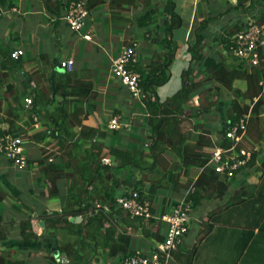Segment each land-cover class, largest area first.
Listing matches in <instances>:
<instances>
[{
	"label": "trees",
	"instance_id": "obj_1",
	"mask_svg": "<svg viewBox=\"0 0 264 264\" xmlns=\"http://www.w3.org/2000/svg\"><path fill=\"white\" fill-rule=\"evenodd\" d=\"M16 1L0 0V6L11 8L16 5ZM62 1L43 0L49 13L45 18L52 27L49 30L54 29L56 32V36L51 34L50 43H43L40 50L38 58L42 64L38 69L42 68L43 73L35 76L38 72L26 71L22 66L25 60L23 55L16 58L11 56L15 44L2 49L0 59V135L7 132L20 134L23 130L18 128L16 121L23 115L27 120L25 123L30 126L33 116L41 119L30 140L35 145L44 142V147L40 157L28 158L27 167L36 168L37 175L33 182L42 197H46L48 202L58 201L59 207L55 209L52 206L51 211L47 212L45 204L35 198L34 188H29V199H25L24 195L13 196L1 183L0 201L7 197L19 203L14 202L13 205L24 213L21 214L22 220L17 230L20 239L31 241L40 236L48 237L46 244H50L47 250L51 261L58 264H92L101 260L102 264H123L126 257L134 256L137 251L146 253L143 237L160 241L164 236L158 232L160 222L154 218L146 220L129 216L118 205V196L136 190L141 200L148 202L153 214L160 211L156 200L162 205L167 203L165 193L169 190L176 194L185 191V197L191 200L193 207L198 206L209 188L220 184L216 194L222 196L235 178H222L207 164L210 151L216 144L228 146L224 135L230 123L237 122L242 115L249 113L245 145L251 140H261L262 128L259 124L260 116L264 113V91L259 82L264 80V52L259 55L258 66H248L231 53L230 40L242 27V23L238 22L225 27L220 35L223 52L234 56L236 62L228 61L227 56L213 47L206 51L204 43L209 23L232 10L231 5L224 10L223 2L220 1L215 4L214 14L203 17L194 28V39L186 48L189 63L180 71L179 87L161 100L157 87L165 84L171 76L170 67L182 45L175 32L184 20L176 8L175 0H157L160 3L155 2L159 11V24L155 27V36H151L153 15L140 7L135 25L143 29L141 38H151V42L159 46L147 69L139 67V86L143 93V105L139 107L141 121L138 126L133 123L136 125L133 131L121 125L107 134L105 124L93 127L85 123V119L96 115L103 105L102 92L98 87L103 86L104 82L95 80L99 74L96 73V67L79 65L77 61L70 71L59 67L62 41L67 39L69 33L64 29L68 25L62 18L66 9L64 5L67 6L71 0L63 1L64 4ZM150 1L85 0V5L89 14L99 5L120 13L128 11L130 6L136 9L143 5L147 8ZM245 1L237 0V5L244 6ZM249 3L252 5L253 0H249ZM244 7L245 11H251L249 6ZM256 19L264 23V12ZM40 33L45 32L43 30ZM50 52L58 53L50 55ZM14 71H18L22 77L21 89L10 77ZM197 74H202L198 80L195 79ZM238 79L243 82L241 87L234 85ZM30 82H35L36 86H31ZM218 86L233 92L235 98L228 100L220 128H213L205 122L204 115L216 104L217 99H210V89ZM125 93L130 95L127 90ZM204 93L206 101L202 106L190 105L195 97L200 98ZM25 97L31 98V105L26 111L23 108ZM220 97L222 93L218 99ZM113 98L117 99L115 96ZM125 108V104L122 108L114 107L112 115L119 114L122 122L127 121L124 119L126 114L120 113ZM4 122L8 123L7 129L1 127ZM142 127L147 131V144L140 132ZM215 128L218 137L214 140L211 133ZM115 139L118 143L112 141ZM251 149L253 153L248 163L249 169L255 167L261 151L257 146ZM167 152L175 158L174 162L166 156ZM259 172L262 177L264 159ZM62 187H65L64 192ZM245 187L241 189L244 188V191ZM158 191L162 192L161 199ZM35 212L41 215L40 224L44 223L41 235L32 231L31 219ZM155 222L157 226L152 230L148 224L153 225ZM207 230L209 224L202 229L205 233ZM11 250L8 245L0 247V264H26L23 258L17 257V252ZM56 250L59 256L65 257L66 263L57 261ZM196 252L197 246L187 251L179 246L173 257L177 264H192Z\"/></svg>",
	"mask_w": 264,
	"mask_h": 264
},
{
	"label": "crops",
	"instance_id": "obj_2",
	"mask_svg": "<svg viewBox=\"0 0 264 264\" xmlns=\"http://www.w3.org/2000/svg\"><path fill=\"white\" fill-rule=\"evenodd\" d=\"M29 1H30L29 6L31 7L33 1L32 0ZM63 1L65 2V0ZM175 1H176V8L184 20L183 25L180 28L176 29L175 32L178 38L180 39V41H184L183 39H185V36H188L190 32L191 26L190 27L187 26L186 21H188V19L192 18L193 16H196V19L200 21L203 17L213 15L215 4L221 3L220 1L223 2L222 5L224 7V10L228 5H231L232 8L231 12L224 14H229L231 18L233 17L232 19H236L235 23L237 22L242 23L247 18L251 19V17L257 18L259 14L264 12V10H262L261 7L262 3L261 2L259 3V1L261 0H254L252 5H250L249 0L245 1L244 6L246 7L249 6L251 8V11L249 13L245 11L244 6L237 5V0H217L216 3H215L216 0H209L208 3L206 2L207 0H175ZM64 6L66 7V5ZM41 7H42L41 10L38 11L37 9L30 10L28 9V7L25 9L24 8L17 9L16 5L11 8L4 6L2 7L3 11L0 14L4 15L3 13L7 11V15L10 16L11 11H16V12H12V14L22 13L21 16L23 15L22 18L24 23L27 22V18L25 17L29 18L32 16L33 18L28 20V22L33 21L36 23L37 16L42 18L49 16V13L47 12L43 4V0L41 3ZM103 8H105L107 12L109 11L108 14L111 15V17L119 16L117 12L110 11L105 6H101V5L95 6L90 11L89 18L87 20L86 29L84 30L85 32L89 33L90 35L89 39L83 38L81 35L79 34L77 35L75 32L70 33L72 32V30L68 29L67 26L64 27V29L69 33L67 34V39L62 41L61 57L62 58L74 57L75 58V59L73 58L74 63L77 61L79 65L85 64L87 67L94 65L96 67L95 69L96 73H98L99 65H102L101 60H104L103 62L106 63L105 78L96 76L95 80L100 79L101 81L104 82L103 86H105L108 85L107 84L108 81L111 82L109 66L112 58L118 53L120 47L122 46L120 44V40H122V38L124 39V36L131 38L132 34H128L123 30L122 27L116 25L115 23H111L113 21L111 18H110V22L107 23L103 22ZM129 8L131 9L132 7L130 6ZM138 8L140 9V7ZM64 10L66 11L65 8ZM238 14L240 15L236 16ZM48 22H49L48 25L44 26L43 28H39L38 30L36 29V31L33 30L36 38H33L32 36L33 35L32 29L26 30L24 29L23 26L21 25L19 26V30H17V36L15 37L21 38L26 34H29V36H31L35 41V46L37 45L38 47V49L36 48L34 49L33 54L30 55L29 59L23 61L24 64H28V63L30 64L36 61L38 64V68L41 66L42 62H40V59L38 57L40 54L42 44L50 43L51 34L53 36H56V32L54 29L49 30L52 29V27L50 21ZM101 23H104L105 25H103L102 27ZM110 23L113 24L112 25L113 27L111 28H109L110 26L106 25V24L110 25ZM212 26H213V22L209 23L208 28L210 29ZM11 28L12 27L10 26L8 27L9 33L12 31ZM43 30L45 33H40V31ZM122 32L126 34H123ZM13 43L16 45L15 49L20 48L23 50L22 57L24 58V56H26L27 54L24 45L18 44L15 40H13ZM117 43H119L117 46H113ZM135 43L136 42L128 43V44L134 45ZM135 46H137V44H135ZM66 47L69 49V51L67 53H63ZM155 47L159 48V46L156 44ZM155 51L156 50H154V54ZM178 53L171 67L173 68V66L176 64L178 67L177 70L180 75L181 69L184 68L186 65L184 66V62H182L183 61L182 59L180 60L178 59ZM150 55L154 56L152 53H150ZM137 56L139 59V67H140L142 61H145V58H142L141 54L140 56L139 54ZM147 59L149 61V58ZM146 69L147 66L145 67V70ZM113 82L117 83L114 87L110 88L111 85L110 84L108 88L101 90L103 105L100 108V110L96 111L97 112L96 116L92 114L90 115V117L85 119V123L88 124L89 126L96 127L97 125H99L97 117L101 114L105 115L103 114L104 112L102 111L106 110L107 108L113 110L115 107V103H118V100H120L121 97H123L122 93L125 92L124 87L122 88V86H120V84H118L116 80H114ZM169 87H170L169 84L166 83L157 87V93L161 100L166 98L168 95H171L170 94L171 91ZM114 96L117 97L118 100L113 98ZM129 97L130 99L132 98L131 99L133 102L132 106L136 107L140 111V113H142L141 109H139L140 105H143L141 100H138L130 95ZM133 109L134 108L131 107V111ZM132 113H136V112L132 111ZM107 116L108 117L104 119L105 123L112 116V112L110 115ZM101 124L104 125L103 122ZM123 124H124L123 126H126L128 128H133V126L134 128H136V125L133 124L132 121L130 123L124 120ZM260 125H261V121H260ZM17 126L18 128L21 127L19 124ZM1 127L3 129H7L8 123L6 122L2 123ZM106 128H105L106 133L109 134L111 131ZM261 128L263 129L262 126ZM20 129L24 130V128L22 127ZM216 138L217 136L214 139ZM145 140H147V138ZM112 141L118 143L117 139ZM26 149L28 154L29 148L27 146ZM263 159H264V148H261L260 154L258 156V161H259L258 163L262 162ZM0 162L7 163L6 168L0 166V183L5 188H7V190L13 196H19L20 191L17 189V187H15L14 183L13 185L12 183L8 184V177L6 171L8 168H13L12 171L14 175L13 178H16V180L20 179L21 176L27 177V175L24 173V171H23L24 174L18 173L16 171V169L18 168L14 167L2 155H0ZM29 171L36 172V168H32ZM261 172H259V168L256 167H253L249 170H245L243 173L238 175L239 176L238 179L234 178L233 183L231 182L230 184H228V187L226 188V191L222 196H218L216 194V192L219 190L218 188L221 187L220 184H217V186L213 185L214 188L212 186L211 188H209V191L207 192L205 191L207 195H205L201 199V202L198 205L200 209L196 213L194 212V210L192 211L191 221L193 219H196L204 227L207 226V224H209V230H207L206 235L203 237V239H201L199 245L195 243L196 244L195 246H197V252L192 259V264H264V172L262 174V177H260ZM217 179L223 182V180L220 179L219 177H217ZM226 182L228 181H225V183ZM33 185H35L34 182ZM242 186H246L244 191H243L244 188L241 189ZM62 189H63L62 191L64 192L65 187H62ZM170 192L173 191L169 190L166 192V196H167L166 204L162 205L160 204L159 200H156V204H158V207L160 208V211L157 214H162L163 213L162 209L165 210L164 212L169 210L174 203H176L178 200L183 198L185 195V191H183V193H177V194L173 192V195L171 194L168 195V193ZM236 192H239L240 194L238 193L239 195H237ZM6 198H3L0 201V247H6V245L11 246L12 248L11 251L13 253L17 252L16 253L17 257L23 258L26 264H58V262H53L49 259L50 253L47 252L46 250L47 248L46 243L48 241L47 236H41L42 237L41 240L39 238V239H33L31 241H24L20 239V235L18 234V232L15 233V231L18 230L19 223L22 220V217L21 214L19 216H15V214H17L16 211L18 209L15 208L13 204L11 206L6 205L5 202ZM250 202H253L254 204L250 206L249 204ZM47 205L45 204L48 212L50 208H52V206L55 207V209L58 208L59 202L50 201L47 202ZM1 206H4L5 208L2 209ZM247 206H249L248 209ZM10 211L13 212L14 214L13 216H11ZM248 216L253 218L248 219ZM34 221L38 222V225L42 227L43 230L44 223L42 222L40 224L39 221H42V219H41V215L37 212H35L34 216L31 219L32 231L36 235H40L42 231L40 233H37L35 229L36 227L33 224ZM148 226H150L152 230H155L157 223L155 222L153 223V225L148 224ZM158 232L162 236H164V225L162 223L160 224ZM135 236L138 237L139 235H135ZM143 238H144L143 246H145L147 251L149 250V248L154 246L156 242H158L157 239L151 237H143ZM184 240L185 237L182 242H184ZM202 242H204V247L201 246ZM45 255H47L48 258ZM170 264H177V262L174 259Z\"/></svg>",
	"mask_w": 264,
	"mask_h": 264
},
{
	"label": "built area",
	"instance_id": "obj_3",
	"mask_svg": "<svg viewBox=\"0 0 264 264\" xmlns=\"http://www.w3.org/2000/svg\"><path fill=\"white\" fill-rule=\"evenodd\" d=\"M2 11L3 8L0 6V13ZM62 18L70 30L83 38H90L89 33L84 31L89 18L85 0H71L67 4ZM230 43L233 55L248 66H258L259 55L264 52V23L257 22V19H248L242 22V27L232 36ZM22 55L23 50L20 48L11 51V56L14 58ZM73 66L74 59L72 57L62 58L59 62V67L65 71L72 70ZM109 73L110 79L121 83L132 97L138 100L142 99L143 93L139 86L141 73L135 44H128L120 49L118 55L113 57L110 62ZM259 83L264 91V80H260ZM24 101L27 106L31 105L30 97H25ZM248 117L249 113H246L237 122L230 123L224 135V138L229 142L228 146L219 143L210 151L207 164L222 178L233 176L236 178L242 171L248 169V163L253 153L252 147L245 145ZM33 119L36 120V116H33ZM103 123L108 130H116L124 125L119 114L112 115L106 123ZM26 142L23 133L12 135L7 132L0 135V154L19 169L27 167ZM147 143L148 141L145 140V144ZM116 201L129 216L146 220L154 218L164 225V237L161 241L156 242L146 253L137 251L134 256L126 257L123 264H170L174 260L173 253L179 247L182 236L188 230L193 210L191 200L184 195L169 210L157 215L151 212L148 202L144 199L141 200L136 190L127 191L118 196ZM97 206L100 205L97 204ZM58 256L56 257L57 261H67L64 256Z\"/></svg>",
	"mask_w": 264,
	"mask_h": 264
},
{
	"label": "rangeland",
	"instance_id": "obj_4",
	"mask_svg": "<svg viewBox=\"0 0 264 264\" xmlns=\"http://www.w3.org/2000/svg\"><path fill=\"white\" fill-rule=\"evenodd\" d=\"M32 1H33V3L31 4V7H30L29 6V3H30L29 0H17L16 1V8L17 9H21V8L25 9V8L28 7V9H30V10L37 9L38 11H40L41 8H42L41 7L42 0H32ZM155 2H157V0H151L149 6L147 8L145 6H143V5L138 6V7H143L144 10L146 9L147 12H151L152 15H153L154 22L152 24V27L150 28L151 36H153V35L155 36V34H156V32H155L156 28L155 27H156L157 24H159V21H158L159 20L158 19L159 11L157 10L156 4H160V3L157 2L155 4ZM260 2L262 3V6H261L262 10H264V0L259 1V3ZM25 4L28 5V6H26ZM24 5H25V7H24ZM138 7L136 9L135 8H131V9L129 8L128 11H121L120 13H117V14H119V16H114V17H111V15L108 14L109 11L107 12V10L105 8H103V22H105V23L110 22V18H111L113 20L111 23H115L116 25L122 27L123 30L125 32H127L128 34H132L131 38L124 36V39L122 38V40H120V44L122 45L120 47V49L123 46L128 45V43L136 42L135 43V44H137L136 48L138 49V50L136 49L137 55L139 54V56H140V54H141V57L145 58V61H142L140 67H144L145 68L153 60V56L150 55V53H152L155 56L154 50H157L158 48H156L155 44H153L151 42V41H153L151 38L147 39L146 36L144 38H141L143 29L139 28V27H137L135 25L136 24V20L135 19H136V16H138V14H139L138 11L140 10ZM249 12L250 11L248 10L247 13H249ZM3 14L4 15H2V14L0 15V51H1L0 52V59L2 58L1 57L2 56L1 55L2 49L8 48L9 46L11 47L12 45H14L13 39L18 44L24 45V47L26 48V52H27L26 56H24V59L25 60L29 59L30 55L33 54L34 49L35 48L38 49L37 45L35 46V41L33 40V38H36L35 37V33L33 32V30L36 31V29L38 30L39 28H43L44 26L48 25V23H49L48 20L45 17L42 18V17H38L37 16V18H36L37 22L36 23L33 22V21L32 22H28V20L33 18V16L31 15L32 17H29V18L25 17V18H27V22L24 23L23 22V18H22L23 15L21 16L22 13H16V14L15 13L14 14L11 13V15L8 16L7 15V11H6ZM239 15L240 14H238L236 16H239ZM232 18L230 17L229 14H224V15H222L220 17H217L216 21H212L213 22V26L210 29L208 28V30H207V33H206L207 36H206V40H205V43H204V45H205L204 48L206 49V51L209 50L210 47H213L216 50H220L224 54V56H227V60L228 61L236 62L237 59L234 58V56H232L231 54L230 55H226L223 52L222 46L220 44L221 31H223V29L225 27H228V26L234 24L235 21H236V19H232ZM251 19H256V17H251ZM247 20H248V18L246 20H244L243 22H245ZM198 22H199V20L196 19V16H193L192 18H189L188 21H186L187 26H189V27L191 26L190 27V32H189L188 36H185V39H183L184 41H181L183 43H182V45L180 47V50L178 51L179 52L178 53V59L179 60L180 59L183 60L182 62H184V66L185 65L187 66L188 63H189L188 62L189 54L187 53L188 51H187L186 48H187L188 43L191 42L194 39V32L193 31H194V28L197 26ZM111 23H110V25L109 24H106V25L110 26L109 28H111V27H113L112 26L113 24H111ZM13 24H14V26H13ZM20 25L23 26L24 29H26V30L32 29L33 38L31 36H29V34H26L25 36H23L21 38L15 37V36H17V30H19V26ZM101 25L103 27V25H105V24L101 23ZM9 26L12 27L11 28L12 31L10 33L8 31V27ZM122 33L126 34L124 32H122ZM118 44L119 43H117V44H115L113 46H117ZM120 49H119V51H120ZM68 51H69V49L66 47L64 49L63 53H67ZM119 51H118V53H119ZM54 53L57 54L58 52H50V55H53ZM118 53L115 56H117ZM104 57H106V56H104ZM147 58H149V61H148ZM94 59H95V57H94ZM103 61L104 60H101L102 65H99L98 77L105 78V75H106L105 64L106 63H104ZM185 62H186V64H185ZM23 64H22V66L24 67V69L26 71H29L30 73H37L38 72L35 76H39L40 73H43L42 68L40 70L38 69V64H37L36 61L33 62V63H30V64L29 63L28 64H24V65ZM177 68L178 67H177L176 64L173 66V68L170 67L171 76H170L169 80L166 82V84H169V86H170L169 87V89L171 91L170 94H172L180 85V75H179V72H178ZM10 77L12 78V80L14 79V81L16 82L17 87L20 88V82L22 80V77H20L19 72L18 71L12 72ZM201 77H202V74H197L195 79L198 80ZM113 81L114 80L111 79V82L108 81V83H107L108 85L100 86V87H98V90H104V89L108 88L110 84H111L110 88L114 87L117 83L116 82L114 83ZM241 81L242 80H240V79L235 80L234 81V85H236L238 87L239 86L241 87L243 85V82H241ZM30 85L31 86H36V83L35 82H30ZM218 87H212L210 89V99H213V100L217 99V101H216V104L213 107V109L210 110L208 113H206L204 115L205 116V122L208 125H211V127H213V128L214 127L220 128L219 125L221 123V119L224 117L223 114L225 113V111L227 109L226 107L228 106V100L231 99V98H235L234 95H233V92L225 90V88H222V87L221 88L219 87L220 88V90H219ZM220 93H222V97H220L218 99ZM122 95H123V97H121L119 102L115 103V107L122 108L123 104H125L126 108L121 110L120 113L124 114V115L126 114L124 119L126 118L127 121L132 120V123H136L137 126H138V123L141 121V113H140V111L136 107L132 106V104H133V102L131 100L132 98L130 99L129 95H127L125 92H123ZM204 96H205V93L202 94L200 98L195 97V99L190 103V105H192V106H202L205 103V101H206ZM167 97H169V95ZM23 100H24V98H23ZM106 106H108V105H106ZM29 107H30V105L27 106L25 101H24V103H23L24 110L26 111ZM131 107L134 108L132 111H135L136 113H132ZM102 112H104L103 114H105V115L101 114L102 115L101 116V115L98 114L99 116L97 117V120H98L99 124H101L100 122H104L105 121L104 119L106 117H108L107 115L111 114L112 109H108L107 108L106 110H103ZM94 116H95V114H94ZM39 120H41V119H39L37 116H36V121H34V119H32V121H33L32 124H31L32 126H30V124H26L25 123V122H27V120H26V117L24 115L21 118V120L16 121L17 124H19L22 128H24V130L21 133H23V135L25 136L26 141H27L26 142V144H27L26 146L29 148V150H28V154H29L28 158L40 157L41 156V151H42V149L44 147V142L40 143V145H38L39 143H37L35 145L30 140V136L32 135V132L35 130V128L39 124ZM260 121H261V125L259 124L260 129H261V126L263 127V129H262V137H261L262 140H260L259 142L251 140L250 142L247 143V146H249V147H256L257 146L259 149L260 148H264V113H262V115L260 116ZM21 127H19V128H21ZM133 128H134V126H133ZM133 128H132L131 131H133ZM216 128L211 133L213 139L216 136L218 137V134L215 131ZM140 132H141V134L143 136V140H145L146 139L145 136L147 135L146 129L144 127H142V128H140ZM131 134L134 135V132H132ZM130 138H131L130 140H133L132 137H130ZM26 151H27V149H26ZM168 153L169 152H167L166 156L169 158L170 161L174 162L175 158L171 154H168ZM0 166L6 168L7 163H1L0 162ZM255 167L256 168H260L261 167V162L256 164ZM16 168H14V169H16ZM29 170H30V168L29 167L26 168V166L24 168L20 169V170H19V168L16 169V171L18 173L22 174L23 171H24V173L27 175V177L26 176H21L20 179L16 180V178H13V176H14L13 172H12L13 168H8L7 171H6L7 177H8V184L12 183V185H13V183H14L15 187H17V189L20 191L19 194L21 196L24 195L25 199H27V198L29 199V188H34V193L36 194L35 198L37 200H39L42 204H46L47 205V202H48L47 198L46 197H42V195L40 193V190L38 189L37 185L36 186L33 185V181H34L35 176L37 175V173L33 172V171L31 172ZM246 170H249V168L246 169ZM244 171H242L241 173H243ZM238 177L239 176H237L236 178L238 179ZM232 183H233V181H232ZM158 194L160 196L159 199H161L162 198V192L158 191ZM169 194L173 195V192L168 193V195ZM29 201L31 202V200H29ZM5 202H6V205H9V206H11L13 204V202H15V204H19L18 202L13 201V200H11L9 198H6ZM249 204H250V206H252L254 203L250 202ZM33 205H35V203H33ZM47 207H48V205H47ZM248 207L249 206H247V209H248ZM1 208L4 209L5 207L1 206ZM16 208L20 211V213L19 214L18 213L15 214V216H19L20 214H22V215L24 214L23 211H21L20 208H18V207H16ZM9 209H10V207H9ZM199 209L200 208L198 206L195 207V209L193 207V210H194L195 213ZM27 213H28V211L26 212V214ZM10 214H11V216L14 215L12 211H10ZM249 218H253V217L248 216V219ZM34 219H36V218H34ZM33 224L36 227L35 229H36L37 233H40L42 231V227H40L38 225V222H36V221H34ZM202 229H203V225L198 220L193 219L191 221V219H190V222H189V225H188V230L182 236V241H183L184 237H185V240H184V242H181L179 244V246H182L183 251L184 250L185 251L190 250L196 244L199 245L201 239H203L202 238L203 235L204 236L206 235L205 232L201 231ZM16 232L17 231H15V233ZM41 238L42 237L40 236V240H41ZM49 245H47L46 250L49 249L48 248ZM201 246L204 247V242H202ZM47 252H49V251L47 250ZM45 253H46V251H45ZM45 256H47V255H45ZM47 258H48V256H47ZM100 261L99 262H93L92 264H102V262H100ZM64 263H66V262H64Z\"/></svg>",
	"mask_w": 264,
	"mask_h": 264
},
{
	"label": "water",
	"instance_id": "obj_5",
	"mask_svg": "<svg viewBox=\"0 0 264 264\" xmlns=\"http://www.w3.org/2000/svg\"><path fill=\"white\" fill-rule=\"evenodd\" d=\"M78 219H79V218H78ZM55 254L58 255V251H57V250L55 251Z\"/></svg>",
	"mask_w": 264,
	"mask_h": 264
}]
</instances>
